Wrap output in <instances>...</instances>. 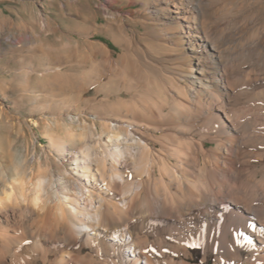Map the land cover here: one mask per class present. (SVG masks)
Instances as JSON below:
<instances>
[{
	"label": "bare ground",
	"instance_id": "bare-ground-1",
	"mask_svg": "<svg viewBox=\"0 0 264 264\" xmlns=\"http://www.w3.org/2000/svg\"><path fill=\"white\" fill-rule=\"evenodd\" d=\"M141 1L91 29L118 57L56 71L93 110L47 133L58 160L0 134V264H264V0Z\"/></svg>",
	"mask_w": 264,
	"mask_h": 264
},
{
	"label": "rangeland",
	"instance_id": "rangeland-1",
	"mask_svg": "<svg viewBox=\"0 0 264 264\" xmlns=\"http://www.w3.org/2000/svg\"><path fill=\"white\" fill-rule=\"evenodd\" d=\"M107 4L112 8H104ZM111 4L108 0H0V120H4L0 134L3 132L5 144L12 143L21 150L20 157H32L37 151L43 166L47 165V156L51 161L58 160L47 135L55 129L57 119L76 112L83 120L92 116L93 110L78 98L76 89L60 91L53 77L59 69L68 73L88 71L85 65L80 70L74 68L85 59L88 40L103 43L115 56L120 55L122 48L109 35L89 37L91 29L107 25L113 12L129 14L132 17L128 21L133 22L132 18L140 14L142 1L122 4L114 0ZM138 27L145 31L142 23ZM100 70L105 72L103 66ZM17 120L25 121L26 127L19 130L18 126L5 124ZM59 131L65 135L62 127ZM5 162L13 171L15 162L9 158ZM204 250V246L195 249L196 261L204 257ZM214 262L211 253L206 264Z\"/></svg>",
	"mask_w": 264,
	"mask_h": 264
},
{
	"label": "snow or ice",
	"instance_id": "snow-or-ice-1",
	"mask_svg": "<svg viewBox=\"0 0 264 264\" xmlns=\"http://www.w3.org/2000/svg\"><path fill=\"white\" fill-rule=\"evenodd\" d=\"M249 226L252 227L253 230H255V225H249ZM249 243H251V241H249ZM187 246L190 247V248H197V247H200V245L197 244V243H191V244H188Z\"/></svg>",
	"mask_w": 264,
	"mask_h": 264
}]
</instances>
